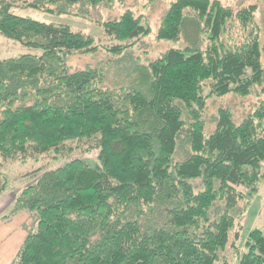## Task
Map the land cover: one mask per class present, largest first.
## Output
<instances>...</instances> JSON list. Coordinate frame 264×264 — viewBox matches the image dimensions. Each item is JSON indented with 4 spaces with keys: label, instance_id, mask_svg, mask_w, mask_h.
Wrapping results in <instances>:
<instances>
[{
    "label": "trees",
    "instance_id": "trees-1",
    "mask_svg": "<svg viewBox=\"0 0 264 264\" xmlns=\"http://www.w3.org/2000/svg\"><path fill=\"white\" fill-rule=\"evenodd\" d=\"M112 2L0 0V34L42 52L0 60V157H67L73 143L98 152L27 175L33 182L10 214L31 213L35 229L14 264H218L231 239L237 264H264V225L237 247L264 187V103L239 125L220 109L211 134L204 119L210 98L264 86L257 6L175 0L157 40L190 43L132 66L120 90L106 87L102 70L68 67L70 57L100 51L93 37L14 12L81 16ZM102 27L117 42L113 56L152 33L132 11Z\"/></svg>",
    "mask_w": 264,
    "mask_h": 264
},
{
    "label": "rangeland",
    "instance_id": "rangeland-1",
    "mask_svg": "<svg viewBox=\"0 0 264 264\" xmlns=\"http://www.w3.org/2000/svg\"><path fill=\"white\" fill-rule=\"evenodd\" d=\"M175 0H113L110 4H104L96 9L84 8L81 16H56L44 13L35 8H23L18 6L14 12L24 17L45 23L66 24L75 31L82 32L93 37L100 46V51L94 55H75L67 60L71 72L85 71L87 69L102 70L106 76V87L112 90L128 88L130 78L129 70L136 64L148 65L159 59L170 49H185L188 45L185 38L179 42L158 41L157 32L161 20ZM214 1V0H212ZM225 7L238 9L243 6L256 5L258 12L256 20L260 27L261 40L264 48V0H218ZM75 12L79 7H75ZM132 11L137 18H142L148 24L152 33L142 39L133 48L122 56L111 55L107 48L116 45V41L110 39L104 32L103 23L119 20L121 16ZM208 41L201 40V48L205 50ZM42 52L28 48L21 43L7 39L0 34V60L17 58L26 54L40 55ZM264 61V60H263ZM264 88V86H263ZM263 88H257L253 94L247 97L229 95L224 98L212 97L207 102L204 119L207 124V134H211L216 126L215 119L220 109L230 110L234 115L236 124L248 117L264 103ZM75 151L72 156L57 158L54 153L47 154L39 160L29 159L26 162L4 161L0 157V183L6 185V190L0 194V264H14L18 253L22 249L28 235L35 229V218L29 212H20L11 215V209L16 197L23 189L33 182L30 175L38 170H55L66 161L74 158L96 159L98 152L87 153V146L82 143L69 145ZM264 225V187L255 197L251 206L245 213L241 222V239L237 243L242 248L249 232ZM218 264H237L236 250L232 247V239L225 252L221 254Z\"/></svg>",
    "mask_w": 264,
    "mask_h": 264
}]
</instances>
